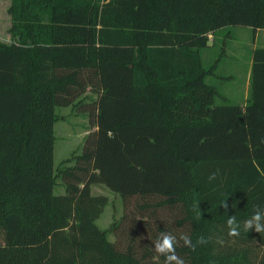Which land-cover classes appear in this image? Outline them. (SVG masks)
Listing matches in <instances>:
<instances>
[{"label": "trees", "instance_id": "trees-1", "mask_svg": "<svg viewBox=\"0 0 264 264\" xmlns=\"http://www.w3.org/2000/svg\"><path fill=\"white\" fill-rule=\"evenodd\" d=\"M10 12L0 264H164L159 231L208 239L177 244L185 264H264V233L231 237L226 225L264 206V47L252 50L244 105L207 81L217 60L201 59L210 34L264 29V0H11ZM88 90L97 97L84 102ZM77 105L95 130L54 168L56 107ZM93 184L134 201L109 229Z\"/></svg>", "mask_w": 264, "mask_h": 264}, {"label": "rangeland", "instance_id": "rangeland-1", "mask_svg": "<svg viewBox=\"0 0 264 264\" xmlns=\"http://www.w3.org/2000/svg\"><path fill=\"white\" fill-rule=\"evenodd\" d=\"M11 0H0V42L10 43L12 27V14L10 12ZM221 36L214 46L203 48L201 51L202 63L210 66L217 60L215 74L207 78V81L217 86L222 94H226L230 103L244 105L248 101L249 94V68L253 47H264V29L255 32L247 26H230L220 32ZM96 93L88 90L84 102L95 100ZM217 103L222 102L217 99ZM73 108L72 106L56 107V113L60 117L54 123V168L65 159L81 152L87 135L95 130L90 122L86 107ZM64 184L60 178L56 179L54 193L64 192ZM91 193L105 195L108 204L96 223L102 229H109L124 212L133 207L134 201L124 208L120 196L103 184H93ZM110 241L115 240L112 233L108 234ZM1 241V238H0Z\"/></svg>", "mask_w": 264, "mask_h": 264}, {"label": "clouds", "instance_id": "clouds-1", "mask_svg": "<svg viewBox=\"0 0 264 264\" xmlns=\"http://www.w3.org/2000/svg\"><path fill=\"white\" fill-rule=\"evenodd\" d=\"M214 174L209 179H214ZM227 211L228 205H222ZM198 207V205H197ZM228 227V235L231 237L239 236L241 230L249 232L254 230L256 233H264V206L253 205L252 212L248 218L238 221L235 215H228L226 220ZM182 242L183 246L195 250L197 245L207 244L208 239L200 236L197 238L196 244H193L190 235L181 232L178 235L169 231H159L152 241L153 250L158 256H163L164 264H185V261L176 252V246ZM222 243V241H219Z\"/></svg>", "mask_w": 264, "mask_h": 264}, {"label": "crops", "instance_id": "crops-1", "mask_svg": "<svg viewBox=\"0 0 264 264\" xmlns=\"http://www.w3.org/2000/svg\"><path fill=\"white\" fill-rule=\"evenodd\" d=\"M223 31V30H222ZM260 30L258 29V30H256L255 31V36L258 34V32H259ZM221 32V31H220ZM220 32H217L215 35H212V34H210L209 35V42H208V47H210V46H214L215 45V43L217 42V40L219 39V37L221 36V34H220ZM208 47H206V48H208ZM255 47H253V49H254ZM252 49V50H253ZM202 52V51H201ZM201 59H202V56H201ZM203 62V61H202ZM250 67H251V59H250ZM249 74H250V68H249ZM249 74H248V76H249ZM248 86H249V79H248ZM221 94V96L223 97V98H226L227 100H228V97L226 96V94H222V93H220ZM229 101V100H228ZM246 104V103H245Z\"/></svg>", "mask_w": 264, "mask_h": 264}]
</instances>
